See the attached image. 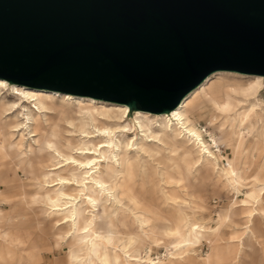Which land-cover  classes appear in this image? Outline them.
Masks as SVG:
<instances>
[{"label":"bare ground","instance_id":"obj_1","mask_svg":"<svg viewBox=\"0 0 264 264\" xmlns=\"http://www.w3.org/2000/svg\"><path fill=\"white\" fill-rule=\"evenodd\" d=\"M262 79L263 76L258 75L215 72L187 94L175 109L162 114L132 111L130 105L19 86L0 79V117L5 105L10 110L20 108L13 119L3 122L0 118V172L13 160L15 168H21L28 181L17 185V180H12L14 183L7 185L6 192H3V201L9 204L11 210L19 205L40 208L44 221L48 222L54 235L63 239L68 246L65 260L54 264H199L198 260L188 257L187 251L194 245L192 237L198 240L202 236L204 226L188 223V217L179 213H169L163 217L157 210L144 209L142 214L136 212L134 206L137 198L128 184V175L134 163L128 154L132 139L121 141L119 135L131 130L126 118L132 112L141 136L150 138L148 141L178 144L196 164V180H204L224 158L216 137L208 133L210 142L206 141L195 126L194 117L203 104H211L218 111H228L232 106L230 92L252 95L259 89ZM10 87L18 102L9 104L2 95ZM199 98L201 102H198ZM262 111L264 113V108ZM263 113L258 114L257 122L264 130ZM19 117L25 120L24 124L16 121ZM150 117L165 121V124L157 123L160 134H153L149 124H145L144 120L150 121ZM249 117L248 112L241 119L247 120ZM24 127L29 129L30 137H35L31 140L32 144L25 143L21 132ZM232 137L233 134H227L228 143ZM136 145L140 152H149L142 141ZM192 149L198 150L196 160ZM255 157L264 160V151L257 152ZM9 158L10 162L7 163ZM235 159L226 160L222 172L228 187L236 194L244 177L237 170ZM161 174L164 179L174 180L178 185L184 182L183 188L186 181H190L187 175L175 176L168 171ZM255 179L257 184L243 194L239 205L248 213V226L235 241V259L240 258L244 239L249 234L254 237L250 229L254 215L259 211L264 217V178ZM167 199L177 205L180 203L178 199L181 203L186 202L178 196ZM129 202L134 204V208L128 205ZM250 203L252 210L248 209ZM7 215L8 212L0 210V225L5 220L19 218V214L8 218ZM229 217V214L226 215V219ZM152 221L166 225L159 227L156 224L149 235L146 226ZM188 224L190 233L186 234ZM10 231H0V237L11 239ZM153 233L170 240L167 262L152 258L151 248L148 251L143 249L147 238H155ZM13 243L12 239L5 244L8 256L14 254L11 248ZM143 251H146L145 257L142 256ZM223 252L221 246L215 247L212 258L220 257ZM33 258L37 261L33 262ZM42 260L38 255L31 258L35 264ZM209 261L205 260V263Z\"/></svg>","mask_w":264,"mask_h":264},{"label":"water","instance_id":"obj_2","mask_svg":"<svg viewBox=\"0 0 264 264\" xmlns=\"http://www.w3.org/2000/svg\"><path fill=\"white\" fill-rule=\"evenodd\" d=\"M264 77V0H0V79L161 114L208 76Z\"/></svg>","mask_w":264,"mask_h":264},{"label":"rangeland","instance_id":"obj_3","mask_svg":"<svg viewBox=\"0 0 264 264\" xmlns=\"http://www.w3.org/2000/svg\"><path fill=\"white\" fill-rule=\"evenodd\" d=\"M229 95L232 106L228 111H218L211 104H203L202 109L193 119L195 126L201 131L206 141L210 142L208 133L216 137L224 158L219 160L217 166L209 173L208 178L200 181L196 180L198 169L195 167L196 164L188 158V155L180 149L178 144L157 140L148 141L150 138L141 136L135 123V115L132 112L128 115L126 123L130 124L131 130L119 135L121 141L132 139L128 154L134 163L128 175V184L137 198V203L134 206L129 202L128 205L132 208L136 207L138 214H142L144 209L160 211L163 217L169 213H179L188 217V223H199L204 226L202 236L198 240H194L192 237L194 245L190 246L187 251L188 257L198 260L199 264H204L208 259L210 261L207 264H264V217L259 211L254 215L250 227L254 232V237H250L251 234H249L244 239L240 258L235 259L237 245L235 241L238 240L237 236L243 235L246 231L244 227L248 226L246 218L248 213L246 209L239 206L240 202L244 198L243 194L257 184L255 178H264V160L255 157L257 152L264 151V130L259 127L257 122L259 121L258 114L263 113L264 108V77L259 89L254 94L243 95L230 92ZM2 97L9 104L18 102V97L12 95L11 87L4 92ZM198 102H201V98ZM252 106L253 111L251 110ZM19 110L20 108L10 110L8 105H5L1 109L0 118L3 122L13 119ZM132 111L134 110L132 109ZM248 112L250 117L247 120H242L241 118ZM149 120H144L145 124H149L153 134H160L157 123L165 124V121H157L153 117H150ZM16 121L24 124L25 120L19 117ZM21 132L24 134L25 143L32 144L31 140L35 137H30L29 129L24 127ZM227 134H233L229 143L226 140ZM16 136L17 133L14 138ZM140 141L148 149L147 154L140 152L137 147L136 144ZM192 150L193 153L195 152L196 160L198 150ZM233 158H236L237 170L244 177L240 190L236 194L228 187L222 172L226 167V160L231 161ZM6 162L9 163L10 158ZM12 162L0 172V210L4 213L8 212L7 218L18 214L19 218L11 221L5 220L0 225V231L11 230L10 232H12L11 239L0 237V264H35L33 262L37 261L36 258H33V262L31 258L36 255L43 259L39 264H54L61 260L64 261L68 246L63 239L54 235L53 229L47 221H44L45 217L39 210L40 208L19 205L15 210H11L9 204L3 201V192H6L7 185L14 183L12 180H17V185L28 182L23 170L16 169L13 160ZM166 171L175 176L187 175L190 181H186L185 188H183L184 182L178 185L174 180L164 179L161 173ZM173 196L185 199L186 202L181 203V200L178 199L180 203L177 205L167 199ZM250 205L251 207L248 209L252 210L253 205L251 203ZM228 214L230 217L226 219ZM156 224L159 227L166 225L164 222ZM156 224L153 221L148 222L146 232L149 235L152 234V229L155 230ZM185 233H190L189 224L185 227ZM12 239L14 243L11 248L14 254L9 257L4 248L7 246L5 244H8ZM169 242L170 240L155 235L154 239L147 238L143 249L148 251L151 248L150 256L152 258H159V260L167 262ZM217 246H221L224 252L220 257L212 258L214 248ZM145 252H142L143 257H145Z\"/></svg>","mask_w":264,"mask_h":264}]
</instances>
